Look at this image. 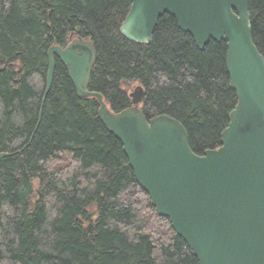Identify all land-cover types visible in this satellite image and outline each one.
<instances>
[{"label": "trees", "instance_id": "16d2710c", "mask_svg": "<svg viewBox=\"0 0 264 264\" xmlns=\"http://www.w3.org/2000/svg\"><path fill=\"white\" fill-rule=\"evenodd\" d=\"M253 39L264 55V0H249ZM132 0H0V264H200L138 183L95 97L78 95L48 51L74 38L98 54L89 89L114 112L181 121L197 154L219 148L238 97L228 44L200 49L177 20L160 18L151 44L126 38Z\"/></svg>", "mask_w": 264, "mask_h": 264}, {"label": "water", "instance_id": "95a60500", "mask_svg": "<svg viewBox=\"0 0 264 264\" xmlns=\"http://www.w3.org/2000/svg\"><path fill=\"white\" fill-rule=\"evenodd\" d=\"M173 16L204 49L228 44L227 69L238 101L221 133L219 148L197 154L184 124L166 114L148 119L140 104L114 112L89 89L98 54L74 38L48 51L47 93L56 58L67 68L78 95L97 98L102 122L124 146L138 183L157 212L168 217L200 264H264V55L253 39L249 0H132L122 34L151 44L160 18ZM9 153H0V160Z\"/></svg>", "mask_w": 264, "mask_h": 264}, {"label": "rangeland", "instance_id": "374dc122", "mask_svg": "<svg viewBox=\"0 0 264 264\" xmlns=\"http://www.w3.org/2000/svg\"><path fill=\"white\" fill-rule=\"evenodd\" d=\"M136 87H137V86H135V87L133 88V90H134ZM133 90H132V91H133Z\"/></svg>", "mask_w": 264, "mask_h": 264}]
</instances>
